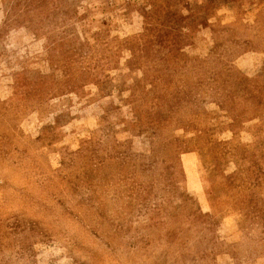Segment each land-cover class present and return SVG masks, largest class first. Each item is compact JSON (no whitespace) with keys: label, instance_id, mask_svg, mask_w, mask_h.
Masks as SVG:
<instances>
[{"label":"rangeland","instance_id":"374dc122","mask_svg":"<svg viewBox=\"0 0 264 264\" xmlns=\"http://www.w3.org/2000/svg\"><path fill=\"white\" fill-rule=\"evenodd\" d=\"M257 171L264 0H0V264H264Z\"/></svg>","mask_w":264,"mask_h":264},{"label":"trees","instance_id":"16d2710c","mask_svg":"<svg viewBox=\"0 0 264 264\" xmlns=\"http://www.w3.org/2000/svg\"><path fill=\"white\" fill-rule=\"evenodd\" d=\"M252 175H254V177H253L254 179H253V181H251L250 185H252V187L259 186L262 183L261 180L264 177V171H257L256 173H252ZM226 183L229 186H231V185H233V186L238 185L236 183V175H230L229 177H227L226 178ZM253 201H255V198L250 197L249 202H253Z\"/></svg>","mask_w":264,"mask_h":264},{"label":"crops","instance_id":"0c3cea01","mask_svg":"<svg viewBox=\"0 0 264 264\" xmlns=\"http://www.w3.org/2000/svg\"><path fill=\"white\" fill-rule=\"evenodd\" d=\"M248 67H246V72L245 73L249 75L250 68H248Z\"/></svg>","mask_w":264,"mask_h":264}]
</instances>
